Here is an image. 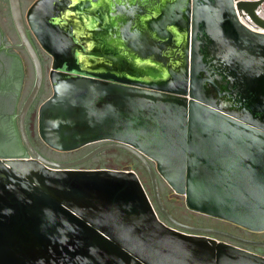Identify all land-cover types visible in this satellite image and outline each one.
I'll list each match as a JSON object with an SVG mask.
<instances>
[{"label":"water","instance_id":"95a60500","mask_svg":"<svg viewBox=\"0 0 264 264\" xmlns=\"http://www.w3.org/2000/svg\"><path fill=\"white\" fill-rule=\"evenodd\" d=\"M116 1L39 0L28 13L41 41L52 18L63 26L44 45L40 139L62 153L103 143L55 162L26 133L45 68L21 0H8L35 79L17 116L27 152L0 158V264H264L207 237L239 240L227 233L177 222L160 190L162 178L189 211L264 232V0H171L143 21L153 38L109 31ZM110 149L141 162L153 202L132 170L82 168Z\"/></svg>","mask_w":264,"mask_h":264},{"label":"flooded vegetation","instance_id":"af4514ba","mask_svg":"<svg viewBox=\"0 0 264 264\" xmlns=\"http://www.w3.org/2000/svg\"><path fill=\"white\" fill-rule=\"evenodd\" d=\"M37 1L39 0H35L33 5ZM132 1L133 2L136 1V2L134 4H131L129 7L127 3H132ZM132 1L121 0V2L116 1L114 3L115 10L112 13H113V17L116 18L114 20L115 25L113 29H109V31L111 32L113 31L115 34H120V35L129 34L132 35L133 38H135L134 37L135 35H139V34L147 35L153 38L154 30L151 28L148 29L145 25H143L144 24L143 21L144 20L149 21L154 18L163 16L162 14L168 12L169 11L168 9H170V7L172 6L171 0H153L154 2H152L151 0H140V1L132 0ZM166 1H168V3H164ZM98 4H100V2ZM122 4H124V6L121 8V10L120 9L117 10L116 8L117 7L120 8ZM32 6L28 9V11H25L23 8L24 18L27 27L30 30L31 40L35 48L39 52V55L41 57V60L45 68V81L43 88L36 102L31 107L25 119L26 133L30 142L34 146L31 130L34 127L35 118L37 117L39 111V109L37 111L38 101L46 90V80L47 78H49L48 74L50 71V69L47 71V67L49 65L52 66L54 62V58L46 51L44 45L45 44L55 45L54 44L55 34L58 32V29H63V26H62V22L60 23V20H58L57 18L55 19L52 18L50 21V26L48 28L46 26L42 28L43 30L40 29L41 32L40 35L42 36V41H41L38 38V36L32 31L30 24L28 22V13L32 8ZM69 13L73 14V12H69ZM139 19H140L139 21L140 23L136 21L138 25L135 24L131 25L132 23H135V20H139ZM11 22L13 27L11 31L5 28L0 22V158H4L3 156L6 154L12 155V154H22L24 152L25 153L27 152V149L25 148L23 140L20 135V120L19 118H17V116L20 114L22 106L27 98L26 97L24 99V96L27 93V89L29 88L28 82L31 78V70L34 73V79H35L34 66L27 51L25 49H17L15 47L21 44V40L13 25L12 18H11ZM65 23L68 24L69 30L71 29V25H73V23H76V25L79 26V23L74 22L72 18L68 19ZM37 24L39 23L37 22ZM129 24L131 27L130 26L129 28L124 27ZM46 29H49L51 32L49 36L47 34ZM38 30L37 32H39ZM98 32L99 34H105V32H107V29L105 30L98 29ZM156 44L157 43H154L152 46L148 44V46L158 47ZM102 144L103 143L92 144L80 150L73 151V152H78L84 150V153L83 154L80 153L79 155L75 156L73 159H68L63 161L65 162L77 161L82 157H84L85 155H87L88 153H90L91 151H93L95 148L101 146ZM73 152H67V153H73ZM58 153H62V152H58ZM151 193L153 197L152 185H151ZM162 199L165 207L177 222L188 227L210 229V230L227 233L239 240L226 238L224 236L207 235V237L209 239L216 241L218 244H224L229 247L239 249L241 251H246L251 254L264 257V248L252 245V243H264V232L254 233L240 226L234 225L232 223L204 215L202 216L206 217L205 219L201 218L200 220H196V221H188L182 218L181 216H179L174 210L170 209L168 205L164 202L163 197ZM161 219L164 221V223H166V221L163 218Z\"/></svg>","mask_w":264,"mask_h":264},{"label":"rangeland","instance_id":"374dc122","mask_svg":"<svg viewBox=\"0 0 264 264\" xmlns=\"http://www.w3.org/2000/svg\"><path fill=\"white\" fill-rule=\"evenodd\" d=\"M34 2L35 0H22V5L24 10L28 11V9L33 5ZM262 14H264V12ZM0 22L9 31L12 30L13 27H12L10 10L7 0H0ZM50 67H51L50 65L47 67V71L50 69ZM33 82H34V73L31 70V78L28 82L29 88L27 89V93L25 94L24 99L27 97L28 93L30 92L33 86ZM51 95H52V86L49 81V78H47L46 90L38 101L37 111L41 106V104L45 102ZM31 133L35 148L43 157L51 161L65 162L63 160L73 159L75 156L79 155L80 153L82 154L84 153V150L73 153H58L55 152L54 150L49 149L39 137L38 115L35 118L34 127L31 130ZM82 168L92 169V170L108 169V170H116V171L132 170L137 174L143 187L145 188L146 192L153 201V197L151 193V183L148 173L146 172L144 166L138 161V159L128 152L119 149L107 150L101 153L95 159H93L92 162H89L86 165H84ZM160 190H161V195L164 198V202L168 205V207L174 210L179 216H181L185 220L196 221V220H200L201 218L203 219L206 218L198 213H193L189 211L186 208L184 198L181 196H177L162 178H160Z\"/></svg>","mask_w":264,"mask_h":264},{"label":"built area","instance_id":"2783aa9c","mask_svg":"<svg viewBox=\"0 0 264 264\" xmlns=\"http://www.w3.org/2000/svg\"><path fill=\"white\" fill-rule=\"evenodd\" d=\"M147 194H148V193H147ZM148 196H149V195H148ZM149 199L151 200L150 196H149ZM151 202H153V201L151 200ZM155 212L157 213L156 209H155ZM157 215H158V213H157ZM159 218H160V216H159Z\"/></svg>","mask_w":264,"mask_h":264}]
</instances>
